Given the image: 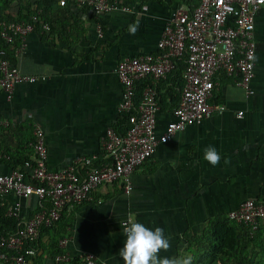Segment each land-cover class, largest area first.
Masks as SVG:
<instances>
[{"label": "crops", "instance_id": "0c3cea01", "mask_svg": "<svg viewBox=\"0 0 264 264\" xmlns=\"http://www.w3.org/2000/svg\"><path fill=\"white\" fill-rule=\"evenodd\" d=\"M125 1L140 14L111 13L96 18L90 12L82 13V25L74 29L76 36L69 44L35 30L25 47L13 54L20 73L36 81L17 85L10 99L0 91V118L12 126L24 123L32 135L35 126L42 129L51 171L82 157H95L93 162L98 165L101 159L105 161L101 141L109 128H116L122 94L116 65L124 56L154 52L171 12L181 3ZM97 22L102 25V39L96 34ZM253 41L252 94L237 86L234 78L217 75L208 104L223 107V111H212L200 124L159 145L131 174L129 194L119 184L100 187L89 200L63 212L70 221L64 254L73 258L91 253L105 264H123L117 254L123 247L121 223L133 219L149 228L164 229L170 247L160 251V257L190 254L193 261L199 255L197 243L212 219H225L248 199L264 204V5L255 14ZM169 108V101L163 109L159 106L158 134L173 119ZM208 146L220 154L215 166L203 159ZM9 169L0 165L2 173ZM13 202L20 204L24 219L32 217L39 205L36 197L9 196L0 199V207L7 210ZM47 239V234L41 235L37 254L27 264H52L45 254ZM261 244L264 249V236ZM250 252L259 253L256 258L261 259L260 248Z\"/></svg>", "mask_w": 264, "mask_h": 264}, {"label": "built area", "instance_id": "2783aa9c", "mask_svg": "<svg viewBox=\"0 0 264 264\" xmlns=\"http://www.w3.org/2000/svg\"><path fill=\"white\" fill-rule=\"evenodd\" d=\"M74 1L77 7H89L96 18L111 13L140 14L133 4L120 0ZM64 4L65 0H61L60 5ZM263 5L264 0H197L195 5L191 0H181L171 12L154 52L122 57L115 69L122 88L118 114L132 109L136 83L149 80L151 85L145 87L135 115L129 118L126 133L119 135L112 128L106 131L100 147L105 162L100 167L93 166L95 157H82L59 171L49 170L44 133L35 126L30 143L31 158L19 168L0 172V199L36 197L39 211L24 219L18 202L7 208L6 216L17 219V227L14 233L0 237V249L7 250L6 255L0 253V259L11 264H27L36 256L37 250L25 248V245L35 243L42 227L58 222L65 210L89 200L96 189L119 184L124 193L129 194L131 174L152 157L159 145L171 142L187 127L200 124L212 111H223V107L208 104L217 75L234 78L237 86L252 94L255 14ZM36 25H39V31L49 33V25L37 16L28 23L2 20L0 41L12 47L17 40L19 50L23 49ZM96 34L98 39L103 38L100 22L96 23ZM184 55L181 72L184 85L179 103L172 112L173 119L163 133L158 134L156 87L160 82L168 81L175 69V60ZM35 81L36 77L21 74L10 64L5 50L0 48V91L8 99L17 85ZM8 125L7 119L0 118V127ZM228 218L243 225L252 237L258 224L264 222V204L248 199L229 212ZM128 220L121 223L122 228ZM67 242V238H63L59 242L60 248L64 249ZM71 259L68 254H62L55 257L54 264H68ZM79 259L85 264H105L91 253H84Z\"/></svg>", "mask_w": 264, "mask_h": 264}, {"label": "trees", "instance_id": "16d2710c", "mask_svg": "<svg viewBox=\"0 0 264 264\" xmlns=\"http://www.w3.org/2000/svg\"><path fill=\"white\" fill-rule=\"evenodd\" d=\"M60 1L61 0H0V21L28 23L32 17L37 16L43 23L49 25V33L51 35H55L62 43L65 42L69 44V40H74L73 36H76L73 35L74 29L76 30L82 25L79 14L90 12V9L85 5L77 7L74 0H65L63 6L60 5ZM191 2L195 5L197 0H191ZM35 30L37 32L39 31V25H36ZM19 47L20 44L17 40L12 44V47L0 41V48L5 50L6 58L12 65H14L13 54ZM184 59L185 55L176 59L175 69L168 77V82L165 84V82L162 81L156 87L157 102L160 109H163L164 103L169 101L171 106L169 111L173 112L179 103L180 94L184 85L181 76L184 67ZM147 85H151L149 80L135 84L133 107L128 112L119 113L117 125L114 129L117 134L124 135L129 129V118L135 115L137 107L141 102L142 93ZM32 141V130L28 129L24 123L0 127V165L8 166L10 169L23 166L24 162L31 158L32 149L30 143ZM100 162L102 165L105 161L102 162L101 159ZM101 165L94 163L93 166L100 167ZM38 211L39 209L36 210V212ZM16 227L17 219L7 217L4 206L0 207V237H7L14 233ZM69 227L70 221L64 219L62 213L58 222L50 227H42L38 240L35 243L26 244L25 248L32 247L38 250L41 243V235L47 234L48 239L46 242L45 254L48 256L50 262L54 264L55 257L64 254L63 249L59 246V242L68 235ZM263 236L264 222H260L255 233L252 237H249L247 229L243 225L231 221L228 218V214L225 219L216 217L212 219L207 233L200 238V241H198V237L195 238V241H198L197 248L199 250V255L192 261V264H216L217 262L221 264H264L263 241L261 244V238ZM256 248L261 249V259L256 258L259 253L254 254V252H250L251 249ZM0 253L6 255L7 250L0 249ZM0 264L11 263L0 259ZM68 264L85 263L81 261L79 257H73Z\"/></svg>", "mask_w": 264, "mask_h": 264}, {"label": "clouds", "instance_id": "9594fccd", "mask_svg": "<svg viewBox=\"0 0 264 264\" xmlns=\"http://www.w3.org/2000/svg\"><path fill=\"white\" fill-rule=\"evenodd\" d=\"M251 59L255 60V57ZM203 159L215 166L221 157L215 147L208 146L203 150ZM123 233V247L117 253L123 264H192L193 257L190 254L176 258L158 255L160 251H167L170 247L169 239L161 227L149 228L130 219L125 223Z\"/></svg>", "mask_w": 264, "mask_h": 264}]
</instances>
